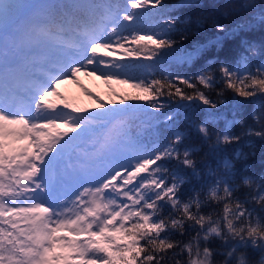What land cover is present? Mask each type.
<instances>
[{
	"label": "snow or ice",
	"instance_id": "6c2138e0",
	"mask_svg": "<svg viewBox=\"0 0 264 264\" xmlns=\"http://www.w3.org/2000/svg\"><path fill=\"white\" fill-rule=\"evenodd\" d=\"M161 2L0 0V264H213L214 238L230 249L225 264H250L240 251L248 247L258 249L264 264V215H256V205L264 213V180L256 186L244 173L243 153L236 154L239 167L224 159L222 171L218 164L203 179L193 158L196 146L185 143L182 132L151 146L131 139L140 107L161 112L169 102L182 109L198 101L218 108L223 101L204 90L218 81L241 99L264 97V63L253 68L246 59L207 58L206 49H220L224 37L234 35L214 18L197 26L210 23L223 36L179 57L185 65L206 60L199 71L129 75L158 68L183 48L171 35L180 23L176 16L162 18L149 32L139 28ZM181 2L196 7L194 0ZM22 11L25 23L13 26ZM241 43L246 54L252 50ZM117 53L135 59L123 62ZM141 58L153 63L137 64ZM38 65L47 67L38 73ZM81 73L131 82L139 94L114 93L120 106L96 96L91 109L81 108L59 91L68 81L79 83ZM252 119L259 129L245 134L264 139V105ZM197 131L205 143L215 137L214 152L241 141L228 129L213 133L207 121ZM125 144L131 152L121 151ZM102 160L107 166L98 167ZM171 161L190 171L170 170ZM189 177L203 180L191 195L183 190ZM242 186L254 188L250 199L237 195Z\"/></svg>",
	"mask_w": 264,
	"mask_h": 264
},
{
	"label": "trees",
	"instance_id": "16d2710c",
	"mask_svg": "<svg viewBox=\"0 0 264 264\" xmlns=\"http://www.w3.org/2000/svg\"><path fill=\"white\" fill-rule=\"evenodd\" d=\"M64 2H67V0H46V3ZM99 2L123 5L124 0H99ZM194 3L196 7L182 5L181 0H162L159 6L149 8L139 26L140 30L149 32L162 18L176 16L180 23L173 29L171 35L177 41V45L182 44L183 48H178L176 55L168 57L167 62L158 66V68L148 70L138 68L130 72L129 75H144L147 71H151L159 77L160 71L165 69L172 73L179 72L192 75L206 66L207 61L204 59L197 61L195 64L189 63L187 65L179 59L184 49L211 41L217 36H223V34L216 33L210 23L202 24L198 27L197 22L205 18H214L217 22L223 23L226 29L234 33L231 37H224L222 48L206 49V55L209 60L214 56H218L220 59L228 57L243 63L246 59L253 68L264 60V0H194ZM181 36H187L188 39L181 41ZM241 40L244 45H252V50L249 53H245ZM114 58L123 62L135 59L124 56L122 53H117ZM141 61L145 64L153 63L152 61L143 60V58L135 62L139 64ZM108 82H112V86H115L116 83H121L115 79ZM122 84L121 89L127 87L132 92L136 91L135 95L139 94V90L133 88L131 82ZM124 85L127 86L125 87ZM87 86H89L88 82H82L79 86L69 85L67 88L69 93L65 94L68 102L78 106L80 103L81 108L91 109L93 105H88L87 102H82L81 104L79 101V95L82 94L83 88ZM181 87L185 86L181 85ZM108 90L109 88H105L104 92ZM185 90L189 93L192 92V89L186 87ZM204 90L213 100L223 101V103H220L216 109H210L198 101H194L188 104L186 108L178 109L174 102H169L161 112H153L147 108L140 107L134 113V118L130 125L132 129L131 139L135 141L138 136L146 145L151 146L153 143L162 142L173 131L178 130L184 134L185 143L196 146V153L193 158L201 166V177L203 179H207L209 170L216 169L218 164L222 171L223 166L220 162L224 159H231L237 167H239V162H243L244 173L252 176L256 186H258L260 181L264 180V139L255 135H246L245 133L249 128L259 129V124L252 119V116L261 110L262 105H264V97L258 95L247 100L241 99L235 96L231 90L224 88L219 81L216 87ZM119 92V88L114 87L110 88L109 92L117 106H120V101L115 99L119 97L114 93ZM72 94L76 95V97L74 98ZM98 95L100 93H95L91 97L95 98ZM169 114L176 117L174 122L166 120V116ZM241 120L244 121L243 124L239 123ZM202 121H207L213 133L228 129L234 134L240 135L241 141L223 145L221 146V151L214 152L212 144L215 137H213L212 141L205 143L197 131V126ZM238 152L243 153L239 157V162L236 159ZM167 163L170 170L180 171L181 173L190 171L183 169L178 161ZM205 165L206 167H204ZM201 177H189V183L185 185L183 190L188 195L192 194L193 185H196L198 190L203 182ZM252 191H254V188L250 189L248 186H242L237 195L241 199H250V192ZM256 207L258 209L256 215H264V213L259 211L260 206L256 205ZM210 246L215 251L213 263L225 264L228 259L226 253L230 250L225 241L214 238ZM240 251L249 259L250 264H259L261 253L258 249L248 247ZM238 255L239 253H237ZM234 264H238V261H234Z\"/></svg>",
	"mask_w": 264,
	"mask_h": 264
},
{
	"label": "rangeland",
	"instance_id": "374dc122",
	"mask_svg": "<svg viewBox=\"0 0 264 264\" xmlns=\"http://www.w3.org/2000/svg\"><path fill=\"white\" fill-rule=\"evenodd\" d=\"M261 63H264V60L261 62ZM260 63V64H261ZM96 79L94 78H91V76H88V75H85L84 78L82 80L84 81H87L89 83V86L91 87L89 91H92V88L94 90H96L97 93H100V95H98L101 99H103L106 103V101H114V98H112L109 94L110 92V88H119L120 92L119 93H127V94H132V95H135V92L136 91H130V89H127V85H124L126 88L125 89H121V86L123 85L122 83H116L115 86H112V82H106V80H102L100 79L97 75L94 76ZM79 80V83H80V79L78 78ZM73 83H77L75 81H73ZM105 88H109V90L107 92H104L105 91ZM73 89V88H72ZM87 93L84 92V94L81 95L79 101L81 102H87L88 105H94L96 103V100L95 98H92L90 96H85ZM116 97V96H115ZM54 99H56V101H58V99L56 97H54ZM117 99L118 101H120L119 98H115ZM121 151L125 152V153H128V151H126V148L125 147H122ZM108 163H103L102 165L98 166V167H103V166H107ZM214 264V263H213Z\"/></svg>",
	"mask_w": 264,
	"mask_h": 264
}]
</instances>
